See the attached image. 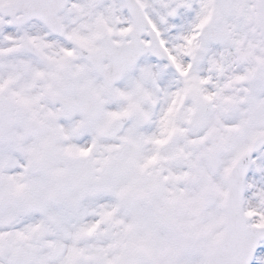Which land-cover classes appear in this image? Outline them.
I'll list each match as a JSON object with an SVG mask.
<instances>
[{
	"label": "snow or ice",
	"instance_id": "obj_1",
	"mask_svg": "<svg viewBox=\"0 0 264 264\" xmlns=\"http://www.w3.org/2000/svg\"><path fill=\"white\" fill-rule=\"evenodd\" d=\"M0 264H264V0H0Z\"/></svg>",
	"mask_w": 264,
	"mask_h": 264
}]
</instances>
